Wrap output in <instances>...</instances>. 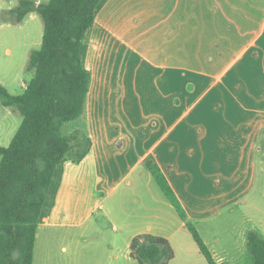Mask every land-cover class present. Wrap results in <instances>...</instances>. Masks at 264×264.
Instances as JSON below:
<instances>
[{
  "label": "crops",
  "instance_id": "obj_1",
  "mask_svg": "<svg viewBox=\"0 0 264 264\" xmlns=\"http://www.w3.org/2000/svg\"><path fill=\"white\" fill-rule=\"evenodd\" d=\"M13 1L0 0V52L2 34H13L6 29L36 21L32 13L13 24ZM28 42L21 45L30 54ZM80 56L90 84L73 130L85 132L91 147L80 163L55 167L33 264L39 238L66 242L69 264H137L129 245L139 235L166 239L174 252L168 264H207L148 162L215 263L236 264L222 245L229 233L218 228L245 211L264 181V0H102ZM7 67L0 60L8 92ZM13 114L0 104V117ZM243 217L237 236L247 248L259 221ZM86 239L82 253L77 244Z\"/></svg>",
  "mask_w": 264,
  "mask_h": 264
},
{
  "label": "trees",
  "instance_id": "obj_2",
  "mask_svg": "<svg viewBox=\"0 0 264 264\" xmlns=\"http://www.w3.org/2000/svg\"><path fill=\"white\" fill-rule=\"evenodd\" d=\"M101 1L17 0L9 11L15 25L37 14L43 33L40 48L29 54L26 71L33 76L22 94L10 95L0 85V104L21 116L9 145L0 147V264H33L36 232L55 167L64 159L78 164L90 150L85 132L65 135L61 127L84 112L90 75L80 48ZM145 167L207 264H216L158 166L148 162ZM246 245L253 264H264V238L250 231ZM129 250L138 264H168L174 257L169 242L153 235L134 237Z\"/></svg>",
  "mask_w": 264,
  "mask_h": 264
},
{
  "label": "rangeland",
  "instance_id": "obj_3",
  "mask_svg": "<svg viewBox=\"0 0 264 264\" xmlns=\"http://www.w3.org/2000/svg\"><path fill=\"white\" fill-rule=\"evenodd\" d=\"M40 3H45L48 0H39ZM17 4L16 1H13V6ZM43 23L38 15H36L35 22H27L23 29L18 27H10L7 32H13L5 35L2 34V40H7L6 44H2L0 52V60H3L7 63V68L3 70V75L5 80L8 81L7 84H10L8 87V93L12 95H19L21 91L18 89V86L21 82H28L33 76V72H27L26 67L28 64L29 53L22 47V43H27L28 40L31 41L33 49L38 50L42 41V30ZM27 38V41H26ZM29 43V42H28ZM9 48L11 50L10 56H4V50ZM13 84V85H11ZM21 123V116L19 113L14 111V114L11 115L8 119L0 117V147L5 148L9 145L11 137L14 136L16 130L18 129ZM80 125V119L74 120L68 123H65L61 127V132L65 135L74 133L73 129H78ZM243 215H249L253 220H258V227L256 232L264 238V181L259 180L257 189L249 199V203L245 208V211L239 212L236 214V218L230 225L221 226L218 228L221 236L227 232L228 236L225 241H222V245L226 248H230V252L233 255V262L236 264H253V258L251 254L247 251V248L242 247L241 241L237 236L238 231L240 230L239 225H242L245 218ZM246 221V220H245ZM245 223V222H244ZM227 229V230H226ZM52 234L50 233V236ZM62 244L67 246V252H61L60 247ZM89 244V240H81L77 244L79 251L85 249ZM217 246H221L218 244ZM46 249V250H45ZM233 249V250H232ZM71 249H69L66 242H60L55 240L49 244H42L39 238L38 248L36 251V261L35 264H69L71 258ZM127 262V261H125ZM123 262V264L125 263ZM128 264V263H127ZM138 264V263H137Z\"/></svg>",
  "mask_w": 264,
  "mask_h": 264
}]
</instances>
